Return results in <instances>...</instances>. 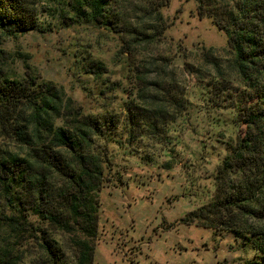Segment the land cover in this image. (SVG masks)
Wrapping results in <instances>:
<instances>
[{
  "label": "trees",
  "instance_id": "1",
  "mask_svg": "<svg viewBox=\"0 0 264 264\" xmlns=\"http://www.w3.org/2000/svg\"><path fill=\"white\" fill-rule=\"evenodd\" d=\"M169 1L0 0V45L52 32L45 17L56 28L114 37L113 63L125 72L106 86L122 94L121 112L94 115L27 62L19 74L15 55L0 48V264H93L98 192L112 165L106 144L117 135L167 144L171 126L186 121L185 87L173 66L171 78L164 74L171 62L157 66V81L138 75L146 66L136 49L158 44L171 27L161 14ZM195 2L197 16L223 33L231 57L226 73L214 66L212 80L197 86L198 99L205 109L232 112L236 138L216 170L211 201L183 222L249 239L258 257L249 264H264V0ZM71 56L82 75L108 74L89 53Z\"/></svg>",
  "mask_w": 264,
  "mask_h": 264
},
{
  "label": "rangeland",
  "instance_id": "2",
  "mask_svg": "<svg viewBox=\"0 0 264 264\" xmlns=\"http://www.w3.org/2000/svg\"><path fill=\"white\" fill-rule=\"evenodd\" d=\"M124 1L141 5V0ZM161 14L171 27L158 44L136 49L146 66L138 75L146 84L157 81V66L168 60L165 77L171 78L174 68L173 77L185 87L190 107L186 121L171 126L167 144L148 138L127 141L125 135L106 144L112 165L98 192L93 264H249L258 260L249 239L183 222L211 201L216 170L236 138L232 112L205 109L198 99L197 86L212 80L214 66L226 73L231 57L225 37L209 19L197 16L195 0H170ZM41 21L53 31L1 43L0 48L17 58L16 71L20 74L27 62L87 113L119 114L122 94L106 87L125 75L113 63L116 39L100 30L60 29L55 21ZM78 50L103 62L108 74L95 80L73 70L71 54Z\"/></svg>",
  "mask_w": 264,
  "mask_h": 264
}]
</instances>
